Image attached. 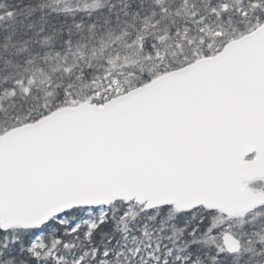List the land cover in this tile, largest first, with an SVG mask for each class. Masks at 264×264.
I'll use <instances>...</instances> for the list:
<instances>
[{"label":"snow or ice","instance_id":"snow-or-ice-1","mask_svg":"<svg viewBox=\"0 0 264 264\" xmlns=\"http://www.w3.org/2000/svg\"><path fill=\"white\" fill-rule=\"evenodd\" d=\"M0 264H264V0H0Z\"/></svg>","mask_w":264,"mask_h":264}]
</instances>
